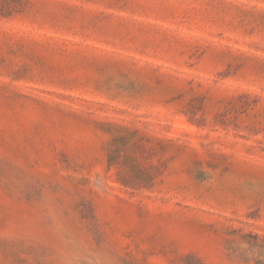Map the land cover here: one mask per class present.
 Listing matches in <instances>:
<instances>
[{
    "label": "rangeland",
    "instance_id": "374dc122",
    "mask_svg": "<svg viewBox=\"0 0 264 264\" xmlns=\"http://www.w3.org/2000/svg\"><path fill=\"white\" fill-rule=\"evenodd\" d=\"M0 264H264V0H0Z\"/></svg>",
    "mask_w": 264,
    "mask_h": 264
}]
</instances>
